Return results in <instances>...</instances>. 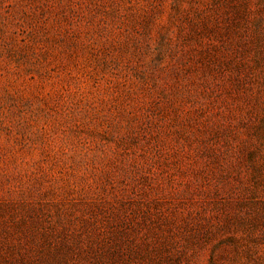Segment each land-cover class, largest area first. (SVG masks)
I'll use <instances>...</instances> for the list:
<instances>
[{"label":"rangeland","instance_id":"rangeland-1","mask_svg":"<svg viewBox=\"0 0 264 264\" xmlns=\"http://www.w3.org/2000/svg\"><path fill=\"white\" fill-rule=\"evenodd\" d=\"M0 264H264V0H0Z\"/></svg>","mask_w":264,"mask_h":264}]
</instances>
